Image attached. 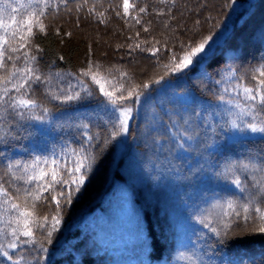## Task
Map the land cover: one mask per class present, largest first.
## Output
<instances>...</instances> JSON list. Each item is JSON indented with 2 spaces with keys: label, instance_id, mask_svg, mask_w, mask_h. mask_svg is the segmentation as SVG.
I'll return each instance as SVG.
<instances>
[{
  "label": "trees",
  "instance_id": "trees-1",
  "mask_svg": "<svg viewBox=\"0 0 264 264\" xmlns=\"http://www.w3.org/2000/svg\"><path fill=\"white\" fill-rule=\"evenodd\" d=\"M49 3L46 31L34 28L23 50L35 60L10 53L0 68V80L25 63L41 77L22 90L37 105L24 109L25 154L0 145L9 194L0 195V264H264V221L254 211L245 220L241 207H264V132L231 137L234 124L264 126V106L242 87H255L264 66V0H129L127 15L123 0ZM39 7L0 0V19L26 21ZM209 36L204 52L173 70ZM101 85L132 109L120 135ZM227 103L242 110L241 122L221 111ZM81 159L77 191L81 173L69 174ZM53 169L67 183L42 191L33 208L25 190L39 184L25 181ZM12 203L33 212V236L14 249Z\"/></svg>",
  "mask_w": 264,
  "mask_h": 264
},
{
  "label": "snow or ice",
  "instance_id": "snow-or-ice-1",
  "mask_svg": "<svg viewBox=\"0 0 264 264\" xmlns=\"http://www.w3.org/2000/svg\"><path fill=\"white\" fill-rule=\"evenodd\" d=\"M63 3L67 4L68 0H62ZM37 4L42 5V7H39L37 12H33L29 15V19L26 21H19L17 22L14 17H10V22L6 23L2 19H0V29L3 30L4 35L0 36V68H6V60H12L13 57L10 55V53H18L22 52V58L27 61H34L35 56H30L27 51H23L28 47V43L31 39V35L33 34V29L36 28L40 32L46 31V27L43 24L42 18L46 15L48 8L51 6L49 3V0H37ZM7 7H11V5H7ZM59 7V5H57ZM123 11L124 14L127 15L129 13L130 8H135V5H131L129 3V0H123ZM12 11H16V9H12ZM139 12L143 13L146 11L145 8H139ZM119 15V13H117ZM136 22L139 23L140 20L136 19ZM12 25H16L17 27L9 32V29L12 27ZM147 31V29H145ZM24 32H27L28 35H24ZM9 35H11L12 39H9ZM208 40H211V36L207 37L204 41H202L200 44L195 46L194 48H191L188 52L185 53V55L181 58H179L178 62L175 64L174 69L175 71H179L182 68L188 67L193 60V57L197 56L199 53L204 52L205 50V44ZM15 41V44L13 43ZM139 47V45H137ZM155 52H153V55ZM19 58V57H18ZM175 59V58H174ZM13 68L15 69L13 72H11L8 76L4 77L2 80H0V83H3L5 85L10 84L11 88L5 86L2 89H0V103H7L8 107L16 110V109H34L37 105L34 100L31 98H27L26 92L22 91L25 90L28 86H30L31 82L33 80L39 81L41 77L39 75H36V70L32 67H30L27 63H25V66L23 68H18L15 65H13ZM91 70H88L83 73L84 76H89ZM256 75L253 76L254 80H258V84L255 87H243V93L245 95V99L252 101L253 104H259L261 106H264V66L256 70ZM15 81H13V77H17ZM91 79L94 83L99 84L100 81L96 78L95 75L91 76ZM147 87V85H145ZM88 95H91V92L87 88L83 89ZM10 91H15L18 93V96L15 97H9L7 101L4 100V97H8V94ZM100 91L104 94V96L107 98L108 103L112 106L115 115V121L113 123V127L115 128V132L113 135H120L121 132L127 131V122L131 116L132 109L128 107H119V104L121 101L125 98L123 93H121L119 96L113 95V92L105 91L103 85H101ZM129 95L131 96L132 93L130 92ZM137 95V99H139V95ZM58 98V97H53ZM80 94L77 92L74 95H69L66 97L67 100H73V99H79ZM45 111H47L45 109ZM17 115H20L23 117V112H17ZM39 117H37L38 119ZM249 127L252 129V131H259L264 132V126L257 127L256 125H249ZM91 139V137H89ZM86 159V158H85ZM53 164L56 162L53 161ZM86 167V165L83 162V159L78 160L75 162V166L73 168V171L69 175H75V173H81V175L73 180V183L77 184V191L79 190V185H82L84 182V175L82 173V170ZM51 175V180L48 181L47 178ZM26 183H37L39 184V187L34 190H25L28 195L32 196L33 203L32 207H35L36 201H39L42 196L40 193L44 190L50 189L53 187V184L55 183H67L66 180H63L61 177L60 179H57V173L56 170L53 169L51 173L45 170H40L39 173H34L30 177L27 178L25 181ZM46 182V183H41ZM237 185H239L240 181L236 180L234 181ZM35 193V194H33ZM0 195H3L4 197H8V191L7 189L0 187ZM61 196L65 195V193L61 192ZM53 199H56L53 197ZM67 202H71V193L67 194ZM57 206H59V200H56ZM250 204L242 205V210L244 215V219L247 220L250 218V211H254L259 218L264 221V207H256L254 209H250ZM229 208H232L233 205L229 203ZM11 208L15 210L18 215L15 217V223L16 227L11 230V235L15 238L12 242L8 244L9 248H16L17 243L16 241L19 240L20 236L25 237H32L33 232L31 230L30 224H31V217L33 216V212L22 210L19 205L12 203ZM235 215L239 216L241 215L240 211H235ZM45 222L47 221V217L43 218ZM59 223V219L55 218V223L53 224V228H55V225ZM261 231H264V227L261 228ZM51 235V233H49ZM3 254L5 256H8V252L4 251ZM11 259V257H8Z\"/></svg>",
  "mask_w": 264,
  "mask_h": 264
},
{
  "label": "rangeland",
  "instance_id": "rangeland-1",
  "mask_svg": "<svg viewBox=\"0 0 264 264\" xmlns=\"http://www.w3.org/2000/svg\"><path fill=\"white\" fill-rule=\"evenodd\" d=\"M85 33H88V31ZM226 33L227 29L217 37L215 42L218 43V41H221ZM18 95L19 94L15 91H10L8 97H4V100L7 101L9 97H15ZM221 111L226 114L228 113L230 117L233 115L235 118H239V122H241L242 110L235 104H222ZM17 112H23V117L17 115ZM25 119L26 113L24 109L14 110L8 107L7 103H0V145L13 148L15 151L25 154L24 148L27 144V135L26 131L22 128L24 127ZM231 128V137L260 135L259 131H252L249 126L245 125L239 126L234 124Z\"/></svg>",
  "mask_w": 264,
  "mask_h": 264
}]
</instances>
